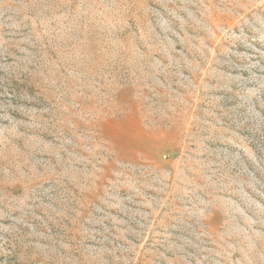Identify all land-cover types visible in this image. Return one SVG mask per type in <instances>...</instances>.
Masks as SVG:
<instances>
[{
  "label": "rangeland",
  "instance_id": "374dc122",
  "mask_svg": "<svg viewBox=\"0 0 264 264\" xmlns=\"http://www.w3.org/2000/svg\"><path fill=\"white\" fill-rule=\"evenodd\" d=\"M0 264H264V0H0Z\"/></svg>",
  "mask_w": 264,
  "mask_h": 264
}]
</instances>
